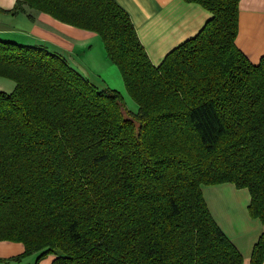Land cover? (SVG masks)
<instances>
[{
	"label": "trees",
	"instance_id": "obj_1",
	"mask_svg": "<svg viewBox=\"0 0 264 264\" xmlns=\"http://www.w3.org/2000/svg\"><path fill=\"white\" fill-rule=\"evenodd\" d=\"M151 61L115 0H16L97 32L139 105L43 46L0 39V240L52 264H243L202 186L248 188L264 224V56L236 45L240 0ZM30 18L34 16L30 14ZM264 262V232L250 264Z\"/></svg>",
	"mask_w": 264,
	"mask_h": 264
},
{
	"label": "crops",
	"instance_id": "obj_2",
	"mask_svg": "<svg viewBox=\"0 0 264 264\" xmlns=\"http://www.w3.org/2000/svg\"><path fill=\"white\" fill-rule=\"evenodd\" d=\"M115 1L130 15L140 40L156 66L162 63L171 50L196 36L212 16L202 5L185 0ZM239 7L236 45L253 64H258L264 56V0H240ZM0 8L9 6L0 2ZM30 14L34 19L30 18ZM15 17L19 20L16 25L13 24L14 19L0 17V39L43 46L61 53L72 66L82 72L75 53L81 49L82 41L90 37L86 29L62 22L28 6L25 12ZM29 18L33 20L30 24L34 28L27 31L23 25ZM202 190L213 218L242 252L243 264H250L252 249L264 232V224L259 218L250 215L249 189L225 182L203 185ZM24 251L23 242L0 240V264H52L55 259V255H47L37 261L39 252L21 260L14 259Z\"/></svg>",
	"mask_w": 264,
	"mask_h": 264
},
{
	"label": "rangeland",
	"instance_id": "obj_3",
	"mask_svg": "<svg viewBox=\"0 0 264 264\" xmlns=\"http://www.w3.org/2000/svg\"><path fill=\"white\" fill-rule=\"evenodd\" d=\"M0 2L5 4L6 7L9 6V8H0V17L14 19L15 23L13 24L16 25L19 20L15 16L21 13L12 11L16 0H0ZM26 17L29 16L27 15ZM32 22V19H26L23 28L27 31L33 30L34 27L30 24ZM87 31L90 33V37L82 41L81 49L75 53L78 64L81 67L80 70L100 88L111 87L118 89L124 97L126 107L133 112H137L139 105L128 93L119 68L107 58L101 36L95 31ZM14 86L15 82L12 79L0 76V89L11 91Z\"/></svg>",
	"mask_w": 264,
	"mask_h": 264
}]
</instances>
